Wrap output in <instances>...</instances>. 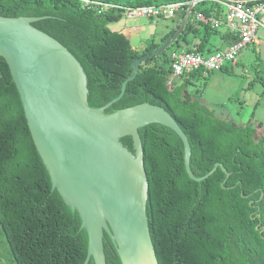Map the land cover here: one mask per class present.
I'll use <instances>...</instances> for the list:
<instances>
[{
  "label": "trees",
  "instance_id": "1",
  "mask_svg": "<svg viewBox=\"0 0 264 264\" xmlns=\"http://www.w3.org/2000/svg\"><path fill=\"white\" fill-rule=\"evenodd\" d=\"M83 1L114 7L98 13L99 5L85 6ZM188 1L0 0V16L45 17L31 25L77 60L86 76L88 105L98 108L119 95L132 75V63L169 40L184 15H176L177 25L161 43L139 50L125 31L110 27L121 20L124 9ZM198 9L205 15L214 10L203 4ZM200 27L201 38L185 51L211 53L208 41L213 34L220 36L223 48L237 41L191 18L173 42L178 43L182 33L196 36ZM166 49L137 65L122 98L105 114L142 103L161 107L188 139L192 174L202 177L221 163L230 176L218 167L195 182L185 171L182 142L171 129L153 123L137 130L148 184L145 214L158 263L264 264V135L257 138L256 128L216 115L189 93L193 76L211 72L196 70L172 78L169 55L174 51ZM120 142L134 153L131 136ZM102 243L105 263L121 264L106 232ZM87 244L79 214L52 187L9 68L0 57V264H82Z\"/></svg>",
  "mask_w": 264,
  "mask_h": 264
},
{
  "label": "water",
  "instance_id": "2",
  "mask_svg": "<svg viewBox=\"0 0 264 264\" xmlns=\"http://www.w3.org/2000/svg\"><path fill=\"white\" fill-rule=\"evenodd\" d=\"M45 17L0 16V57L20 97L28 130L52 182L65 203L77 211L88 244L82 264H106L102 237L106 232L121 264H159L145 214L148 184L137 130L149 124L171 129L181 140L188 177L200 182L189 167L188 139L163 108L142 103L105 114L120 100L126 83L141 62L164 51L184 27L158 50L136 59L119 95L101 107L87 102L86 76L77 60L55 39L31 24ZM131 136L134 153L120 142Z\"/></svg>",
  "mask_w": 264,
  "mask_h": 264
},
{
  "label": "rangeland",
  "instance_id": "3",
  "mask_svg": "<svg viewBox=\"0 0 264 264\" xmlns=\"http://www.w3.org/2000/svg\"><path fill=\"white\" fill-rule=\"evenodd\" d=\"M176 17H127L110 27L126 32L133 47L143 49L148 43H161V37L171 31ZM202 36V28L196 36L182 33L178 43L172 42L166 52L182 51L191 47ZM178 37V36H177ZM208 46L222 49L218 34L210 36ZM174 76H172L173 78ZM187 87L189 93L214 109L215 114L238 125L249 124L256 128V137L264 135V29H258L255 41L240 49L226 69L215 70L207 77L193 76Z\"/></svg>",
  "mask_w": 264,
  "mask_h": 264
},
{
  "label": "built area",
  "instance_id": "4",
  "mask_svg": "<svg viewBox=\"0 0 264 264\" xmlns=\"http://www.w3.org/2000/svg\"><path fill=\"white\" fill-rule=\"evenodd\" d=\"M191 0L188 2H175L153 6H139L124 9L127 17H144L156 19L159 17L179 18L180 24L188 22L191 18L194 22L208 25L219 32H227L236 38V42L222 50H214L211 53L174 51L169 55L172 76L178 77L192 71L201 70L203 75L208 72L220 70L233 62L238 51L252 44L256 39L257 30L264 29V2L260 0ZM87 6L90 3L99 5L98 13L114 7L107 3L83 1ZM213 6L214 10L205 15L198 6Z\"/></svg>",
  "mask_w": 264,
  "mask_h": 264
},
{
  "label": "crops",
  "instance_id": "5",
  "mask_svg": "<svg viewBox=\"0 0 264 264\" xmlns=\"http://www.w3.org/2000/svg\"><path fill=\"white\" fill-rule=\"evenodd\" d=\"M177 23H178V21H177ZM177 23L174 25V27L177 25ZM220 37V36H219ZM220 46H221V48H223L224 47V44L222 43V40L220 39ZM223 49H225V48H223Z\"/></svg>",
  "mask_w": 264,
  "mask_h": 264
}]
</instances>
